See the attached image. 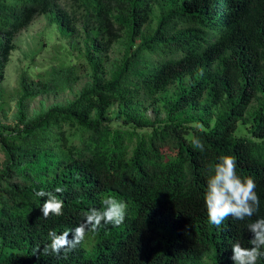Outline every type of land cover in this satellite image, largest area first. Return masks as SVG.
<instances>
[{"label": "trees", "instance_id": "obj_1", "mask_svg": "<svg viewBox=\"0 0 264 264\" xmlns=\"http://www.w3.org/2000/svg\"><path fill=\"white\" fill-rule=\"evenodd\" d=\"M42 16L82 39L85 61L20 76L14 120L0 127V264H233L251 221L217 229L203 191L209 166L231 155L256 182L252 220L264 217V0H0V89L17 38ZM85 77L74 100L29 112ZM56 187L63 215L45 219L35 192ZM109 195L127 203L122 225L43 252L50 229L75 228Z\"/></svg>", "mask_w": 264, "mask_h": 264}, {"label": "clouds", "instance_id": "obj_2", "mask_svg": "<svg viewBox=\"0 0 264 264\" xmlns=\"http://www.w3.org/2000/svg\"><path fill=\"white\" fill-rule=\"evenodd\" d=\"M193 147L203 152L204 145L200 139L193 137ZM237 161L231 155H220L216 162L209 166L210 175L206 178L203 202L209 224L220 229L230 217L234 220L245 221L251 234L248 241L250 247H244L239 241L231 245L230 259L233 264H257L264 258V217L252 220L259 212L260 197L256 192V182L251 176L241 177L237 174ZM63 188L56 187L55 191L40 189L35 192L37 197H47L39 208L45 219L49 216L63 215L64 201L57 194L63 193ZM101 209L91 208L83 213V222L73 229L57 233L50 229L48 240L43 252L60 256L62 251L67 253L80 245L87 232L96 233L103 224L119 227L125 221L127 203L109 195L102 200ZM37 246L35 252L39 250Z\"/></svg>", "mask_w": 264, "mask_h": 264}, {"label": "rangeland", "instance_id": "obj_3", "mask_svg": "<svg viewBox=\"0 0 264 264\" xmlns=\"http://www.w3.org/2000/svg\"><path fill=\"white\" fill-rule=\"evenodd\" d=\"M66 7H69L67 5ZM82 39L74 38L65 32L61 26L52 23L49 16H42L35 20L18 38L19 49L12 53L6 68V78L0 89V127L11 124L17 112L16 103L19 96V81L23 72H27L33 78L45 77L54 66L72 65L84 62ZM121 47L116 46L112 57H120ZM89 82V78H83L74 88L61 95H48L27 101L26 105L30 113L43 107L49 108L59 104H65L74 100L80 91ZM119 110L115 106L111 111L114 126L120 123ZM150 118H155L153 109L148 112ZM193 125L201 127L197 123ZM147 131V130H143ZM139 132H142L139 130ZM239 135L248 137L245 127H241ZM4 161V154L0 144V168Z\"/></svg>", "mask_w": 264, "mask_h": 264}]
</instances>
